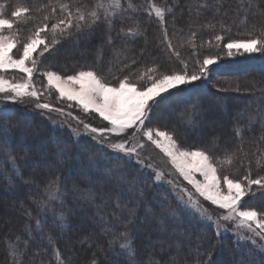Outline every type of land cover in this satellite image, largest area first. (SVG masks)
I'll list each match as a JSON object with an SVG mask.
<instances>
[{"label": "trees", "instance_id": "trees-1", "mask_svg": "<svg viewBox=\"0 0 264 264\" xmlns=\"http://www.w3.org/2000/svg\"><path fill=\"white\" fill-rule=\"evenodd\" d=\"M122 1L121 12L99 15L90 28L87 15L83 22L73 20L82 29L73 26L67 36L51 30L69 15L60 6L67 4L74 16L78 7L87 13L97 0H0V5L2 18L14 23L18 45L38 28L44 29L46 44L54 37L59 41L37 59L36 75L92 70L108 84L135 80L152 63L162 73L195 72L196 55L207 50H190L224 32L208 25L224 23L242 37L264 35V0L251 5L249 0H131L135 10L128 8L129 0ZM152 4L165 10L163 23L150 12ZM18 5L29 11L14 18ZM210 69L206 81L170 91L164 95L168 99L155 103L151 123L184 147L207 151L220 174L245 180L264 176V160L257 163L264 153V52ZM30 100L0 104L10 116L0 121V215L10 214L0 224L2 264H127L128 257L120 255L122 232L132 240L136 264H264L249 244L217 234L182 207L138 159L130 161L121 152L114 156L102 141L57 124ZM165 110L169 116L161 119ZM3 128L9 129L7 135ZM60 147L63 158L56 154ZM232 153L238 166L233 172L220 164ZM53 192L56 199L49 198ZM242 207L264 213V188H254ZM13 249L18 259L10 255Z\"/></svg>", "mask_w": 264, "mask_h": 264}, {"label": "snow or ice", "instance_id": "snow-or-ice-1", "mask_svg": "<svg viewBox=\"0 0 264 264\" xmlns=\"http://www.w3.org/2000/svg\"><path fill=\"white\" fill-rule=\"evenodd\" d=\"M252 2L253 0H249L250 5ZM203 6L206 7V5ZM3 7V5H0V9H3ZM60 7L63 11H69V15L58 24L52 25L51 30L55 33L57 29H59L61 34L67 36L71 35L67 29L73 26L77 31L82 29L80 23L73 25V20L83 22L87 15L91 17V22L88 23V27L90 28L100 18L98 9H104L106 17L113 16L114 13L109 11V9L119 10L122 5L121 0H108L107 4L104 3V0H97V3L87 13L78 7L74 16L71 14L67 4H62ZM151 7L155 16L163 23L165 10L155 4H152ZM128 8L135 10L131 0H129ZM28 11L29 9L26 6L18 5L11 15L14 18H18L28 13ZM168 11H171V9H168ZM44 19L47 20L48 17L45 16ZM61 25L64 27L61 28ZM13 27V21L2 18V13H0V73L14 69L23 73L26 79H23L21 82H13L6 79L3 75H0V93L10 92L12 95L5 97V100H10L12 103H23L26 98L39 100V97L44 93L38 92L33 83V74L38 68L37 59L32 54L36 52L37 46L44 45L43 50L39 53V55L42 56L44 52H48L49 48L59 41L54 37L51 45L46 44L45 40L41 38V33L44 29L38 28L34 38H30L28 42L23 44L22 53L19 55V58H16L14 54H10L14 48H17V44L19 43L17 35L11 32ZM208 27L214 26L208 25ZM5 29L9 30V35L3 34ZM261 31L264 32V28H262ZM193 35L195 34L193 33ZM215 39L220 41L223 37L221 35H216ZM169 47L171 48V44H169ZM224 47L229 50V55L232 54L233 49L237 50V52L241 49L247 53L260 52L264 51V40L252 38L247 41H233L227 43ZM176 54L179 55V53ZM214 63H216L215 58H205L201 65L200 73H209L211 71L209 66ZM153 71V69H148L149 73ZM42 75L47 80L45 91L55 89V91L59 93L60 98L76 101L77 104L82 106L85 112L91 110L98 113L103 120L111 125V128L107 129V131L116 136L123 135L128 129L134 126L137 132L141 131L151 111L152 105L149 104V101L159 104L163 100L168 99L167 96L161 95L162 92H168L170 88H176L180 85L191 84L193 81H197L201 78L200 74L188 75L186 73L164 74L159 77L148 76L151 85L146 88L138 89L137 85L131 83L127 78L120 80L118 87L109 86L92 70H82L78 74L66 78L53 71L44 72ZM77 86L79 87L77 88ZM156 97H160V99L156 100ZM36 107L51 110L47 103H37ZM8 120H10L8 110L6 108L0 109V121ZM187 122L189 125H192L193 121L191 115H189ZM84 128L93 133L104 131L90 128L86 123L84 124ZM2 131L7 135L9 129L3 128ZM143 135L170 159L176 171L179 172L183 179L187 181L204 200L210 201L212 205L225 210L226 214L221 215L218 220L235 221L238 229H248L249 231H252L253 225H255V229H259L260 233H264V214L251 209L241 210L240 206L242 197L251 190L252 185L264 188V179L246 178L247 187L245 188L239 182L233 181L225 175L222 178L223 186L227 188V192L225 193L222 190L217 168L213 166L211 158L205 152L199 150H181L174 140L173 135L166 131L147 129L143 131ZM237 135H240L238 129ZM111 147L129 157L133 155L139 157L137 147L143 148L144 145L138 144L131 148H126L125 142H118L112 144ZM56 154L58 158H63L64 148H58ZM234 155V153L226 154L223 163L231 165ZM262 160H264V153H262L260 157H257V163L260 164ZM148 167L152 166L148 165ZM196 173H199V175L203 177L202 181L196 179ZM162 178L163 174L156 171L155 179L161 180ZM56 191H59V185H57ZM49 198L56 199L57 197L53 192L49 194ZM189 201L192 206L200 210L198 201L194 200L191 195H189ZM117 206L119 207V203ZM206 213V209L202 210L201 217L204 218ZM206 218L210 222H216L217 228L220 227L218 221H213L211 215H207ZM120 237H123V241L119 243L121 249L120 255L128 257L127 264H136V250L131 238L127 232L120 233ZM115 243L116 240L114 239L110 243V249L112 244ZM10 255L14 259H18V253L15 249L10 251ZM18 264H22V261H18Z\"/></svg>", "mask_w": 264, "mask_h": 264}, {"label": "rangeland", "instance_id": "rangeland-1", "mask_svg": "<svg viewBox=\"0 0 264 264\" xmlns=\"http://www.w3.org/2000/svg\"><path fill=\"white\" fill-rule=\"evenodd\" d=\"M107 2H108V0H104L105 4H107ZM121 5H122V7L119 10L109 9V11L113 12L114 15L113 16H107V17H109V18L114 17L119 12H121L124 9V7L126 6V5H124L122 0H121ZM2 10L3 9H0V13H2ZM150 12L155 16V13L152 10L151 6H150ZM98 13H99V15H105L104 9H98ZM156 18H158V17H156ZM214 27H217V29L224 30V32H217L216 34L210 35V37L207 38L208 40L206 39V41L204 42L205 43L204 45L198 46L196 44L195 48L193 47V50H190V52H192V53H193V51H195V52L198 51V48L207 50L206 53H202L203 55H198L199 57L196 55V57L198 59V63L200 64V67L195 72H191L190 74H188V75L200 74L201 78L197 81H193L191 84L180 85L176 88H170L168 92L173 91V90L178 89V88H181V87L192 85V84L197 83L199 81H206L208 76L210 75V72L207 74H201L200 73V68H201L203 60L205 58H215L216 59V63L209 66V68H211L212 66L220 65L223 63L225 64L227 62H231V61H234L236 59H249L252 57H258L259 55L263 54L264 51L247 53V52H244L242 49L239 52H237V50L233 49L232 54L229 55V50L226 47H224V45H226L227 43L233 42V41H237V42L238 41H247V40L252 39V38H259V39L263 40L264 35H262V34L258 35V36L244 35L242 37V36H239L238 33H236V31L234 32L233 29L230 28V26H228L224 23L217 24ZM207 28H210V27H207ZM5 30H4L3 34L9 35L10 32H7ZM230 34H232V35L235 34V35H238L239 37H233L232 35L230 36ZM216 35H221L223 37V39L220 41H217L215 39ZM195 36L196 35L189 37V39H188L189 44L193 45L196 43L195 41H194L195 43L193 41H191L192 40L191 38H193V39L196 38ZM32 38H34V36ZM42 39H44V38H42ZM26 42H28V40L25 41L24 43H26ZM24 43H22L20 45H18L19 44L18 43L17 48H14L12 50V53H10V54H14L16 58H19V55L22 53V48H23ZM51 44L52 43H50L49 45H51ZM43 47H44V45H39V46H37L36 52H33L32 55L34 57H36V59H39L41 57V55H39V53L43 50ZM75 50H76V48L72 47V50H70V51L74 52ZM148 69H153L154 71L149 73ZM158 69L159 68L156 66V64L152 63L151 65H148L146 69L143 70L144 72L139 74L137 79L130 80V82L133 84H136L138 89L139 88H146V87L151 85V81L148 79V76L159 77V76L164 75V74H184V73H178V72H176V73H162L161 72L162 69H159V70ZM10 71L18 72L17 70L12 69V70H7L3 73L10 72ZM47 71L48 70H46L45 72H47ZM80 71H82V70H78L73 74H66V75H64L58 71H53V72H55V73L61 75L62 77L66 78L68 76L78 74ZM3 73H0V75ZM18 73H20V72H18ZM19 76H21V77H19ZM4 77L10 81H13V82H21L23 79H26V77L24 76L23 73H20V75H14V76L13 75H6ZM119 82L115 83V84H108V83H106V84H108L109 86H112V87H118ZM33 83H34L37 91L43 92L44 94L39 97V100L31 98V100L28 101L27 103H31L32 105H35V104L37 105V103H47L50 106L51 110L44 109V111H45V113L50 114V116L51 115L54 116V119H55L54 122H56L57 124H60V125L67 126L68 128L72 129L73 131L74 130L76 131V129H77L78 130L77 133L82 134L83 136H85V135L86 136H93V137L99 139L108 147V149L110 151H112V153L116 157H117V152H119V151L114 150L111 147V145L114 143L125 142L126 148H131L135 145L143 144L144 145L143 148L137 147V152L139 153V157L133 155V156H131L132 158L128 157V160L135 162L138 159L141 166L146 167L148 170H150L153 173L154 177H155L156 171L161 172L163 174V178L161 180H156L154 178V181L156 183L165 184L168 187V189L170 190V192L172 193V195L176 198V200L180 203V205L182 207L186 208L187 211L191 212L192 214L197 215L199 217V219L205 221L208 225L212 226L217 234L229 235L235 239L242 241V243H246L247 245L249 244V246L252 247L253 252L261 254L264 257V233H260L259 229H255V225H253V230L249 231L248 229H238L235 221L218 220V218L221 215L226 214L225 210L221 209L215 205H212L210 201L204 200V198L201 197L199 195V193H197L195 191V189L190 184H188L187 181H185L183 179V177L179 174V172L176 171V169L173 167L170 159L167 156H165L164 153L159 148H157L151 141H149L148 139H146L144 137V135H143L144 130L155 129V130L162 131L161 129L156 127V125H153L151 123L152 107L155 104L153 101H149V104L152 105L151 111L149 112L148 118L145 120V124H144L141 131L137 132L135 129V126H134L133 128L128 129L123 135L116 136V135H113L107 131V129L111 128V125L107 121L103 120V118L100 117L98 113L91 111V110L85 112L84 109L82 108V106L77 104L76 101H69V100H67V98H60L59 93L56 92L55 89H50L48 91H45V89L47 87V80L42 75V73H40V75H38V74L36 75L34 72ZM78 87L79 86H77V88ZM168 92H162L161 95L164 96ZM11 95L12 94L10 92L9 93H0V104H2V101L5 100V97L11 96ZM159 99H160V97H156V100H159ZM57 110H59V111H57ZM167 116H169V113L167 110H165L163 113H161L159 115V117L161 119H164ZM85 123L88 124L90 126V128H96V129H100V130H104V131L97 132V133H93L91 131H88L84 128ZM180 123L183 124L184 122H180ZM174 140L176 141L175 138H174ZM176 143L181 150H186V151H198L199 150V151L205 152L211 158V163L213 164V166L217 168L218 177L220 178V181H221L222 190L225 193L227 192V188H226V186H223V180H222L223 176H225V175L220 174L219 170L221 168L218 166L219 164L216 162V160L214 158H212L210 156V154H208L207 151H204L202 149L187 148V147H184L183 145L179 144L177 141H176ZM220 164L224 165L225 167L229 166L230 169L228 171L238 169L236 162L235 163L233 162L231 165H228V164H224L223 161H221ZM148 165H151L152 167H148ZM257 166L259 167V165H257ZM231 172H233V171H231ZM195 177L199 181L203 180V177H201L199 175V173H196ZM228 177L230 179H232L233 181L239 182L245 188L247 187V179L245 180V179L232 178V177H230V175ZM252 179H264V176H258V177L256 176ZM256 187H259V186L252 185L251 190L248 191L247 194L242 197V199L240 201L241 210H250L249 208H243L242 203H243L246 196H248V195L250 196L254 193V188H256ZM189 195H191L194 200L198 201V203L200 205V210H197L194 206L191 205V203L189 201ZM205 209L207 210V213L205 214L204 218H202L201 217V211L205 210ZM251 210H253V209H251ZM261 214H264V213H261ZM207 215H211L213 217V221H218L220 227L217 228L216 222L208 221L206 218ZM9 217H10V214H8V213H6V215L4 214L3 216L0 215V224L2 222L6 223L7 220L9 219ZM165 234L167 235V233H165ZM73 256L74 255H70L69 257H73ZM1 259H3L2 255H0V264H2Z\"/></svg>", "mask_w": 264, "mask_h": 264}]
</instances>
